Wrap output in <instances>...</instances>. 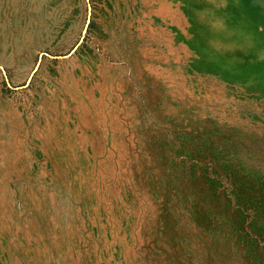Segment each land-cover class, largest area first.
<instances>
[{
    "label": "rangeland",
    "instance_id": "1",
    "mask_svg": "<svg viewBox=\"0 0 264 264\" xmlns=\"http://www.w3.org/2000/svg\"><path fill=\"white\" fill-rule=\"evenodd\" d=\"M0 264H264V0H0Z\"/></svg>",
    "mask_w": 264,
    "mask_h": 264
}]
</instances>
